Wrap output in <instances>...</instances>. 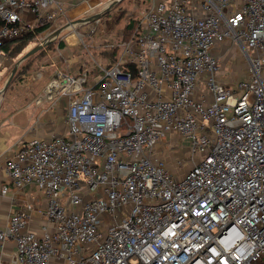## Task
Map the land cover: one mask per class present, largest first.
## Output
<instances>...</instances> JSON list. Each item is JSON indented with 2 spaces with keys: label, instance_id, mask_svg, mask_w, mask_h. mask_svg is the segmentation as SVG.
<instances>
[{
  "label": "built area",
  "instance_id": "built-area-1",
  "mask_svg": "<svg viewBox=\"0 0 264 264\" xmlns=\"http://www.w3.org/2000/svg\"><path fill=\"white\" fill-rule=\"evenodd\" d=\"M60 13L59 0H0V48ZM225 42L249 63L232 85ZM111 47L95 78L58 51L45 98L69 100L67 129L22 142L4 169L44 194L53 229L15 212L0 243L15 242L16 264H264V0H155ZM167 135L198 157L183 177L157 155Z\"/></svg>",
  "mask_w": 264,
  "mask_h": 264
},
{
  "label": "crops",
  "instance_id": "crops-1",
  "mask_svg": "<svg viewBox=\"0 0 264 264\" xmlns=\"http://www.w3.org/2000/svg\"><path fill=\"white\" fill-rule=\"evenodd\" d=\"M58 1V0H57ZM64 4H72L71 0H62ZM67 43V42H66ZM70 43V42H69ZM68 48L77 47L76 44H68ZM234 47V46H233ZM82 49V48H81ZM61 52L64 58H72L74 67L71 69L73 74L85 70L80 67V60L77 55L67 51V54L56 47V50H46L45 57L33 62L32 72L25 78L24 92L19 94L15 100L5 106V101L0 104V228L4 229L11 215L15 212L26 211L29 217L28 230L42 234L43 229L49 227L46 210L48 207L47 199L34 186H26L22 189L13 187L7 178L4 169L7 162L11 159L20 144L32 138H50L51 136L63 133L67 129V114L69 110V100L58 96L55 99L45 98V90L54 77L65 70L63 59L59 56ZM218 51V50H217ZM104 58V57H103ZM105 59V58H104ZM7 57L2 58L5 62ZM106 60V59H105ZM247 70L249 63L246 60ZM94 71V70H93ZM93 71L91 76L97 77ZM264 79V73H263ZM238 80V79H237ZM235 80V81H237ZM5 106V107H4ZM178 138L182 142L179 144ZM180 136L171 135L170 140H165L157 145L156 152L161 161L165 162L167 168L176 176L183 177L198 161L189 153L188 143ZM185 142V143H184ZM168 151V157H167ZM182 153L183 157L179 155ZM165 155V158L163 157ZM182 162L184 167L180 165ZM3 186H7L6 194L1 192ZM0 263L16 264V245L13 240L0 243ZM50 264H66L62 258L54 259Z\"/></svg>",
  "mask_w": 264,
  "mask_h": 264
},
{
  "label": "rangeland",
  "instance_id": "rangeland-1",
  "mask_svg": "<svg viewBox=\"0 0 264 264\" xmlns=\"http://www.w3.org/2000/svg\"><path fill=\"white\" fill-rule=\"evenodd\" d=\"M69 1V0H68ZM72 4H64L62 0H59L61 4V9L63 13H60L55 22L51 23L49 28L44 32L37 34L30 42V44L22 51L20 55L15 58L5 56L7 60L1 63L0 67V104L4 101L5 106L10 104L19 94H23V76H28L34 69L32 68L33 62L37 59L45 57L46 50H56V47L62 49L64 53L67 54V51L73 55H77L80 60V67L85 68V71H93L97 63L101 66L107 67V59L111 61L114 59L109 55L116 48H112L113 45H118L124 42L129 36L130 33L126 31V26L129 21L138 20V15L143 13L155 0H71ZM100 15V21L95 24V22H90L86 24H77L76 27L71 29L64 30L61 35L57 36L49 45L42 51L37 52L32 57L30 68L24 73L26 69V60L23 61L17 68V71L13 77V80L10 82V85L6 90H4L5 85L7 84L15 66L19 60L33 48L40 44H44L49 40V36L56 32L59 29L67 26L72 22L79 20H84L87 18H92L94 16ZM93 23V24H91ZM95 24V25H94ZM94 28V31L92 29ZM74 32L81 33L85 36L84 42L87 45H91V52L88 51L84 43H77V35ZM74 34L75 38L72 40V44H76L75 48H68L67 43L64 40L69 35ZM69 41V40H68ZM60 43L64 44V47H60ZM71 43V42H70ZM82 48V49H81ZM219 60L221 65V76L220 79L232 85L237 79H246L247 78V65L246 58L243 57L242 51L233 47L230 42H225L218 47ZM107 57H104L106 56ZM109 55V56H108ZM106 59H104V58ZM29 59V58H28ZM97 62H95L94 61ZM264 73V64L263 69ZM97 77L100 76V73L93 71V75ZM78 73V75H80ZM4 106V107H5ZM171 135H167L166 139L170 140ZM181 141L178 138V142ZM184 141V140H183ZM182 142H179L181 144ZM185 143V142H184ZM186 145L189 143H185ZM160 147V146H158ZM157 147V149H158ZM179 157L182 158L183 155L179 152ZM191 156V155H190ZM165 158V155H163ZM168 157V151H167ZM180 165H184L180 162ZM184 167V166H183Z\"/></svg>",
  "mask_w": 264,
  "mask_h": 264
},
{
  "label": "trees",
  "instance_id": "trees-1",
  "mask_svg": "<svg viewBox=\"0 0 264 264\" xmlns=\"http://www.w3.org/2000/svg\"><path fill=\"white\" fill-rule=\"evenodd\" d=\"M50 25L51 24L45 25V26H39L38 28H36V30L34 32L28 34L24 38L9 42V43L3 45L0 49L4 52V54L6 53L7 57L15 58L22 53V51L30 44L31 40L37 34H40V33L44 32L45 30H47ZM137 25H138V20L129 21V23L126 26V31H128L130 33V36L126 40H129L131 38V36L134 33ZM60 47L63 48L64 44L60 43ZM118 53H119V49L116 48L115 51H113L109 55L111 56L112 59L115 60L117 58ZM104 57H107V55ZM31 59H32V57H30L29 59L26 60V62H25L26 63L25 64L26 69L24 70V73L29 70L30 64H31V61H30Z\"/></svg>",
  "mask_w": 264,
  "mask_h": 264
},
{
  "label": "water",
  "instance_id": "water-1",
  "mask_svg": "<svg viewBox=\"0 0 264 264\" xmlns=\"http://www.w3.org/2000/svg\"><path fill=\"white\" fill-rule=\"evenodd\" d=\"M100 18H101V16L98 15V16H94V17H92V18H87V19H84V20H79V21H76V22H72V23L68 24L67 26L63 27L62 29H59V30H57L56 32L52 33V34L49 36V40H48V41H46L44 44H40V45L36 46L35 48H33L30 52H28L27 54H25V55L19 60V62H18L17 65L15 66V68H14V70H13V72H12V74H11V76H10L8 82H7V84L5 85L4 90H6V89L8 88V86L10 85V82L13 80V77H14L16 71H17L18 66H19L23 61H25L26 59L30 58L31 56H33V55L36 54L37 52H39V51L45 49V48L49 45V43L52 42V40L55 39L57 36L61 35V33H62L64 30L68 29V28H69L70 26H72V25H76V24H78V23H85V22L88 23V22H93L94 20H96V19H100Z\"/></svg>",
  "mask_w": 264,
  "mask_h": 264
},
{
  "label": "bare ground",
  "instance_id": "bare-ground-1",
  "mask_svg": "<svg viewBox=\"0 0 264 264\" xmlns=\"http://www.w3.org/2000/svg\"><path fill=\"white\" fill-rule=\"evenodd\" d=\"M72 27H76L75 25H72V26H70L68 29H71ZM75 38V35L74 34H71V35H69L68 36V40H69V42H73L72 40Z\"/></svg>",
  "mask_w": 264,
  "mask_h": 264
}]
</instances>
